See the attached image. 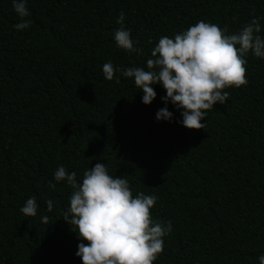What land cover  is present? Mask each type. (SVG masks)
I'll return each instance as SVG.
<instances>
[{
	"label": "trees",
	"instance_id": "obj_1",
	"mask_svg": "<svg viewBox=\"0 0 264 264\" xmlns=\"http://www.w3.org/2000/svg\"><path fill=\"white\" fill-rule=\"evenodd\" d=\"M27 7L31 25L16 30L12 0H0V264H83L76 252L88 242L62 218L72 189L54 172L63 165L82 181L96 163L127 179L133 196L158 197L152 217L171 221L172 230L153 264H260L264 58L249 52L247 85L225 89L228 100L208 110L205 129L179 122L182 110L165 104L161 84L144 104L134 78L117 72L106 80L103 65L148 70L162 36L200 20L233 34L258 18L264 37V0H27ZM121 12L142 55L116 45ZM165 106L171 121L156 119ZM33 196L37 214L25 216L20 209Z\"/></svg>",
	"mask_w": 264,
	"mask_h": 264
},
{
	"label": "clouds",
	"instance_id": "obj_2",
	"mask_svg": "<svg viewBox=\"0 0 264 264\" xmlns=\"http://www.w3.org/2000/svg\"><path fill=\"white\" fill-rule=\"evenodd\" d=\"M13 9L20 22L13 25L16 30L27 29L31 15L27 0H12ZM125 13L121 12L114 31L117 47L142 55V49L134 47L130 30L123 26ZM258 18H253L233 34H227L217 24L200 20L187 30L175 34L174 38L162 36L151 50L147 69L141 67L116 68L111 62L103 65L106 80H113L120 72L124 77L134 78L135 86L144 93L142 102L150 104L157 93L153 85L159 83L166 90L161 99L169 101L182 110L184 127L205 129L208 110L219 102L224 104L229 97L226 88L247 85L246 56L251 52L264 58V37ZM151 42V41H150ZM116 83H120L119 78ZM173 113L165 106L156 113L157 120L171 121ZM57 182L65 181L71 187L69 206L62 218L78 233L76 255L83 264H153L164 250L163 237L172 230L167 223L154 220L151 209L158 197L139 192L133 196L129 181L113 177L104 163H96L83 172L82 181L75 171L68 172L59 166L54 172ZM55 189V184L49 182ZM49 212L53 201H46ZM36 197L26 200L20 211L25 216L37 214ZM44 223L48 217H42ZM75 226V228L73 227ZM264 264V255L259 258Z\"/></svg>",
	"mask_w": 264,
	"mask_h": 264
}]
</instances>
